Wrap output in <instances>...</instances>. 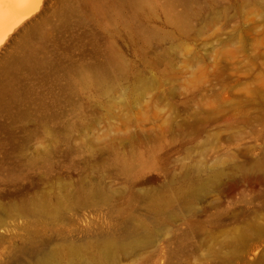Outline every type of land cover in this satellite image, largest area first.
<instances>
[{
  "label": "rangeland",
  "instance_id": "obj_1",
  "mask_svg": "<svg viewBox=\"0 0 264 264\" xmlns=\"http://www.w3.org/2000/svg\"><path fill=\"white\" fill-rule=\"evenodd\" d=\"M39 1L0 67V264H264V0Z\"/></svg>",
  "mask_w": 264,
  "mask_h": 264
},
{
  "label": "bare ground",
  "instance_id": "obj_2",
  "mask_svg": "<svg viewBox=\"0 0 264 264\" xmlns=\"http://www.w3.org/2000/svg\"><path fill=\"white\" fill-rule=\"evenodd\" d=\"M39 3V0H0V67L5 65L10 51L19 43L21 36L33 29L34 26L30 27L32 23L24 27L21 24L39 8ZM38 264L47 262L40 260Z\"/></svg>",
  "mask_w": 264,
  "mask_h": 264
}]
</instances>
